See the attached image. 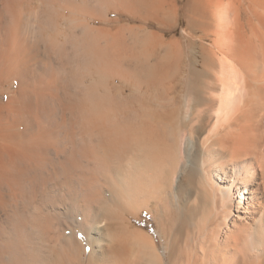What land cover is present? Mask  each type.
Segmentation results:
<instances>
[{"label": "bare ground", "instance_id": "obj_1", "mask_svg": "<svg viewBox=\"0 0 264 264\" xmlns=\"http://www.w3.org/2000/svg\"><path fill=\"white\" fill-rule=\"evenodd\" d=\"M145 2L0 0V264H264V0Z\"/></svg>", "mask_w": 264, "mask_h": 264}, {"label": "rangeland", "instance_id": "obj_2", "mask_svg": "<svg viewBox=\"0 0 264 264\" xmlns=\"http://www.w3.org/2000/svg\"><path fill=\"white\" fill-rule=\"evenodd\" d=\"M145 1H147V2H145V4L142 6L143 12H146L149 9H151L154 6L152 4H154L156 2L155 4H158V5L162 4L165 7H167L169 5H173L176 8V9L175 8L174 9L176 10L177 16L175 15L173 20L170 22L159 23L157 20H154V19H152V20L147 19V21H146V19L140 20L139 18L134 16L131 12L124 10V9H122V10L119 9L118 12H110L109 13L110 19L108 21L106 20V21H104V23H98V25L101 28H103L104 30L106 29V33H107L106 36H108V38H107L108 40H106V42H103V43H105L107 45V48H108V50H110V53L118 50V45H116V44L111 45V43L109 41L110 39L116 38V34H120L121 32L124 33L126 38H128L127 39L128 42H131L133 35L137 34V33H133V34L130 33L131 31H128V29L126 27H131V28L134 27L133 31H135V32L139 31L137 34L138 36L140 35L139 37L145 36L144 35L145 32H152V33L156 34V35H154L155 37L159 36L160 38H162L167 43L170 41H180L182 46H186V44H187L185 41L186 40L185 37L187 34H190L191 38L195 36L193 39H195V42H196V38L201 36V34L203 33L197 29H191L187 25V17L184 13V6H185L187 0H153L152 3H151L152 0H145ZM149 1H150L151 6L150 5L148 6V4H146V3H149ZM121 28L122 29L124 28V31H122ZM129 36H131V37H129ZM209 38H207L206 40L197 39L198 41L196 42V44H193L192 48H190V49H192V51H194V49H197V46H201V45H205V47H209L210 43L212 42L210 36H209ZM107 41H108V43H107ZM143 41H145V40H143ZM160 47L156 46L153 48V46H151V44H148L147 46L139 47L138 50L142 51L143 53H147L150 55L154 51H157V52L164 51V47H161V48ZM170 50H174V48H172ZM0 98H1L2 102H4L7 99V94L0 93ZM132 223L136 227H140V228L149 230V232L151 234H154V235L156 234L155 233L156 228L154 226V223L152 222V218L146 212H142L139 215V217L136 219L133 218ZM145 224L147 225V227Z\"/></svg>", "mask_w": 264, "mask_h": 264}]
</instances>
